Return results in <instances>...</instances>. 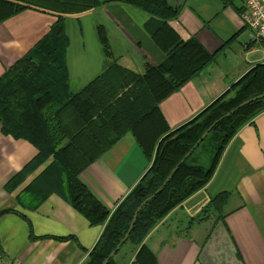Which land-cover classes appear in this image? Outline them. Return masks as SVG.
<instances>
[{"label": "trees", "instance_id": "16d2710c", "mask_svg": "<svg viewBox=\"0 0 264 264\" xmlns=\"http://www.w3.org/2000/svg\"><path fill=\"white\" fill-rule=\"evenodd\" d=\"M118 2L147 14L144 28L165 59L158 65L145 63L142 73L125 68L113 58L105 32L98 26L97 37L105 60L103 70L72 91L66 64L69 38L64 19L67 15L91 11L101 4L99 0H0V21L25 9L53 19L49 31L0 76L1 131L27 141L36 149V155L5 181L4 188L12 190L33 170L45 166L16 195L18 203L35 209L41 199L56 192L90 225H103L83 263L102 264L128 231L137 207L184 159L161 190L140 209L123 243L136 251L132 264H157L156 257L144 245V238L167 214L182 207L208 184L230 140L264 111V97L240 106L264 94V63L251 67L194 119L171 129L161 112V100L193 78L214 55L195 37L181 39L169 25L179 17L187 0ZM232 110L235 111L227 115ZM218 119L221 120L184 158ZM126 134L134 138L151 162L110 213L79 175ZM39 186L46 192L40 197L34 194ZM229 196L230 192L212 196L189 218L184 229L206 221L213 214L224 219ZM116 256L117 252L107 264H117Z\"/></svg>", "mask_w": 264, "mask_h": 264}, {"label": "crops", "instance_id": "0c3cea01", "mask_svg": "<svg viewBox=\"0 0 264 264\" xmlns=\"http://www.w3.org/2000/svg\"><path fill=\"white\" fill-rule=\"evenodd\" d=\"M99 2L87 13L64 19L72 91L103 70L98 26L105 32L113 57L125 68L142 73L145 63L158 65L165 59L144 28L147 14L118 0ZM238 9L241 0H187L179 17L169 22L181 39L195 37L214 55L193 78L161 100V112L171 129L194 119L251 67L264 63V40L251 41ZM52 23L49 15L33 9L0 21V76ZM35 155L30 143L4 135L0 125V250L12 264H83L103 225H90L56 192L41 199L35 209L17 201L16 195L45 166L33 170L12 190L4 188L5 181ZM150 162L126 134L79 178L111 213ZM35 190L39 197L46 193L40 186ZM220 192H230L224 219L213 214L180 234L178 230L189 218ZM144 245L157 264H264V111L230 140L208 184L159 222L145 237ZM135 254L127 245L115 260L132 264Z\"/></svg>", "mask_w": 264, "mask_h": 264}, {"label": "built area", "instance_id": "2783aa9c", "mask_svg": "<svg viewBox=\"0 0 264 264\" xmlns=\"http://www.w3.org/2000/svg\"><path fill=\"white\" fill-rule=\"evenodd\" d=\"M239 13L249 38L254 41L264 39V0H242ZM0 264H12L0 250Z\"/></svg>", "mask_w": 264, "mask_h": 264}, {"label": "water", "instance_id": "95a60500", "mask_svg": "<svg viewBox=\"0 0 264 264\" xmlns=\"http://www.w3.org/2000/svg\"><path fill=\"white\" fill-rule=\"evenodd\" d=\"M264 97V94L262 95H259L258 97H255V98H251L245 102H243L240 106H243L245 104H248L254 100H256L257 98H262ZM236 110V109H235ZM235 110H232L230 113H228L227 115L233 113ZM226 115V116H227ZM222 119V118H221ZM221 119H218L216 120L210 127L207 128V130L202 134V136L196 141V143L193 145V147L191 148V150L189 152H187L185 154V157L186 158L187 156H189V154L198 146V144L202 141V139L207 135V133L212 129V127L218 123ZM184 159L180 160L179 163L176 165V167H174V169L171 171V173L168 175V177L166 178V180L162 183V185L151 195L149 196L148 198L144 199L141 204L137 207L136 211L134 212L133 214V218H132V221L129 225V228H128V231L126 232V234L124 235V237L122 238V240L119 242V244L115 247V249L106 257V259L103 261L102 264H107L108 260L113 257L115 255V253L118 251V249L121 247V245H123V243L126 241L133 225H134V222H135V219L137 217V214L138 212L140 211V209L149 201L151 200L160 190L161 188L166 184V182L169 180V178L172 176L173 172L176 170L177 166L183 162Z\"/></svg>", "mask_w": 264, "mask_h": 264}, {"label": "rangeland", "instance_id": "374dc122", "mask_svg": "<svg viewBox=\"0 0 264 264\" xmlns=\"http://www.w3.org/2000/svg\"><path fill=\"white\" fill-rule=\"evenodd\" d=\"M241 3H242V0H241ZM94 9H95V8H94ZM92 10H93V9H92ZM86 13H87V12H86ZM82 14H83V13H82ZM79 15H80V14H79ZM245 28H246V27H245ZM151 39H152V38H151ZM262 40H264V39H262ZM262 40H258V41H262ZM251 41H254V40H251ZM258 41H254V42H258ZM68 46H69V45H68ZM113 58H114V57H113ZM130 70H131V69H130ZM132 71H133V70H132ZM134 72H136V71H134ZM227 145H228V144H227ZM223 152H224V151H223ZM222 154H223V153H222ZM221 156H222V155H221ZM220 158H221V157H220ZM219 160H220V159H219ZM218 163H219V162H218ZM217 165H218V164H217ZM173 210H174V209H173ZM173 210H172V211H173ZM172 211H171V212H172ZM171 212H170V213H171ZM167 216H168V214H167ZM161 221H162V220H161ZM161 221H160V222H161ZM185 227H186V226H185ZM131 230H132V229H131ZM184 230H185L184 227H182L181 229L178 230V232L181 234ZM130 232H131V231H130ZM144 239H145V238H144ZM143 242H144V240H143ZM121 246H122V245H121ZM125 246H127V245H123V246L121 247V249L119 248L118 251H117V254L120 253V252L125 248ZM130 246H131V245H130Z\"/></svg>", "mask_w": 264, "mask_h": 264}]
</instances>
